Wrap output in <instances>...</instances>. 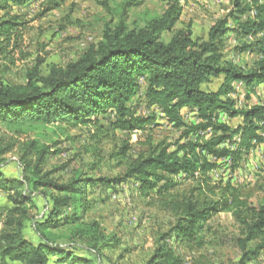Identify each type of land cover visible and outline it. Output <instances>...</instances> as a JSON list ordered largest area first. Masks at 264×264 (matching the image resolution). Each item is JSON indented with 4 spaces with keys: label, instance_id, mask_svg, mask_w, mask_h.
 <instances>
[{
    "label": "trees",
    "instance_id": "obj_1",
    "mask_svg": "<svg viewBox=\"0 0 264 264\" xmlns=\"http://www.w3.org/2000/svg\"><path fill=\"white\" fill-rule=\"evenodd\" d=\"M30 0H0V54L16 48L26 23L12 15V7H21ZM190 0H170L159 16L145 21L142 27L128 29L124 20L113 28L106 27L102 40L90 46L77 60L65 66L49 65L44 73L39 62L26 73L21 85L0 79V123L6 127L28 123L65 124L70 128L93 126L103 133L98 117L107 120L109 127L132 133L152 122V117H136L130 103L144 83V101L159 108L168 122L184 126L182 110L194 114L199 123L191 125L187 137L196 131L212 132L207 141H187L173 151L164 143L150 145L143 157L127 165L122 177L116 179L74 177L66 182L51 178L47 165V149L36 151V144L25 145L21 161L28 173L23 179L6 177L0 170V192L7 194L11 208L5 209L0 229V264H93L90 259L64 249L60 237L53 231L64 226L81 224L89 209L87 193L97 186H110L125 180H135L139 193L150 205L170 215L174 223L160 232L154 249L145 264H188L170 246L174 240L187 251L201 250L204 225L219 214H229L239 228L236 241L240 259L236 264H249L264 251V195L253 205L250 196L240 193L230 181L213 182L209 173L224 162L235 167L255 147L264 144V105L236 108L228 97L233 83H243L247 96L258 86L264 87V36L244 43L241 53H256L259 59L251 69L242 71L225 60V35L239 38L256 37L264 31V1L253 0L240 14L253 11L254 18L234 27L221 20L209 29L205 38H198L188 27L175 29L180 22L183 5ZM56 5L47 7L50 12ZM238 18V17H237ZM23 29V30H22ZM170 35L164 40V35ZM217 85L215 91L207 86ZM220 115L239 122L236 126L222 123ZM233 144V148L221 147ZM6 146L0 154L13 149ZM128 147H122L113 157H124ZM197 173L198 177H194ZM179 174L194 179V186L175 193L173 177ZM41 190L48 199V215L32 222L27 210L35 208L32 194ZM264 194V193H263ZM70 213L58 219L61 210ZM31 223L38 238L29 240L25 233ZM90 225L89 233H96ZM109 240L106 246L117 247ZM250 244H255L250 246ZM191 264H202L200 262Z\"/></svg>",
    "mask_w": 264,
    "mask_h": 264
},
{
    "label": "rangeland",
    "instance_id": "obj_2",
    "mask_svg": "<svg viewBox=\"0 0 264 264\" xmlns=\"http://www.w3.org/2000/svg\"><path fill=\"white\" fill-rule=\"evenodd\" d=\"M169 1L30 0L19 8L12 7L11 14L18 15L26 26L18 46L8 48L6 53L9 54H0V79L21 85L26 73L39 62H44L41 66L44 73L49 65L65 66L77 60L90 46L98 44L106 27L113 28L120 20H124L128 29L142 27L145 21L161 15ZM52 5H56L52 11L44 12ZM182 5L180 22L175 29L188 27L194 36L201 39L221 20H227L228 27L233 28V18L241 22L254 18L253 11L240 14L244 7H252L253 0H190ZM263 36L264 31L256 37L242 39L229 32L224 41L225 60L242 71L251 69L259 56L256 53H241L240 49L244 43H251ZM169 37L167 34L163 36L166 41ZM139 84L141 89L130 103L132 114L141 118L152 117V122L131 134L111 129L109 123L113 117L108 115L105 116L107 120L98 117L103 133H98L93 126L70 128L58 123H28L6 127L0 123V151L6 146L14 147L10 152L0 154L1 172L8 178L23 179L28 173L24 171L21 161L22 151L25 145L33 142L36 144L34 152L47 149L44 171H50L53 179L60 182L77 176L116 179L124 175L128 163L146 155L150 145L164 143L170 146L169 151H173L187 141L204 142L211 137L210 130L196 131L184 137L183 133L191 125L199 123V119L182 110L184 126L177 128L168 122L159 108L145 103L144 83L139 80ZM207 87L212 91L217 89V85ZM232 87L234 91L228 97L236 102V108L264 105L263 86L255 88L249 96L243 83H233ZM225 122L230 126L239 124L237 120L229 118ZM124 146L128 147L125 156L113 157ZM221 147L233 148V144ZM229 166L230 162H224L211 171L209 176L212 181H230L240 193L250 196V203L258 204L264 195V144L255 146L234 171ZM181 175L184 174L172 178L175 193L186 192L195 185L193 178ZM138 189V183L130 179L108 187L100 185L89 191L86 195L89 209L84 213L82 223L53 231L55 236L60 237L58 243L64 249L90 259L93 264H145L153 252L157 235L167 231L174 219L151 206ZM32 197L35 208L28 209L26 214L34 222L45 218L51 205L41 190L35 191ZM9 208L11 204L7 194L0 192L2 218L6 216L5 209ZM70 211L61 210L58 219ZM92 224L96 226V233L88 234ZM25 233L29 240L38 238L31 223H27ZM201 235L205 242L201 250L187 251L174 240L169 242V246L188 264L238 262L241 256L236 244L239 228L229 214L212 218L204 225ZM105 240H109L111 245L116 241L117 247H104ZM50 264L55 263L50 260ZM249 264H264V251Z\"/></svg>",
    "mask_w": 264,
    "mask_h": 264
},
{
    "label": "built area",
    "instance_id": "obj_3",
    "mask_svg": "<svg viewBox=\"0 0 264 264\" xmlns=\"http://www.w3.org/2000/svg\"><path fill=\"white\" fill-rule=\"evenodd\" d=\"M227 116H225V115H220L219 117H218V120L220 121V122H222V123H226L225 121L227 120ZM262 136H264V133H262ZM181 176H186L185 174L184 175H181ZM195 176H197L196 174H195ZM1 226H2V222L0 221V229H1Z\"/></svg>",
    "mask_w": 264,
    "mask_h": 264
},
{
    "label": "crops",
    "instance_id": "obj_4",
    "mask_svg": "<svg viewBox=\"0 0 264 264\" xmlns=\"http://www.w3.org/2000/svg\"><path fill=\"white\" fill-rule=\"evenodd\" d=\"M261 94V93H260Z\"/></svg>",
    "mask_w": 264,
    "mask_h": 264
}]
</instances>
